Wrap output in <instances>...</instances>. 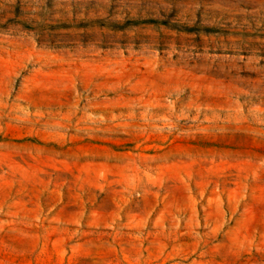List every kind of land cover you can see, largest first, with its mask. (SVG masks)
Returning <instances> with one entry per match:
<instances>
[{
	"label": "rangeland",
	"instance_id": "rangeland-1",
	"mask_svg": "<svg viewBox=\"0 0 264 264\" xmlns=\"http://www.w3.org/2000/svg\"><path fill=\"white\" fill-rule=\"evenodd\" d=\"M0 264H264V0H0Z\"/></svg>",
	"mask_w": 264,
	"mask_h": 264
}]
</instances>
